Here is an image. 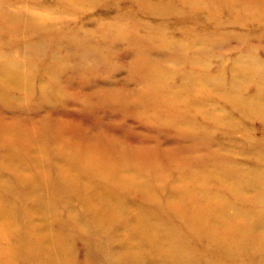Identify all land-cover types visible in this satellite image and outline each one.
<instances>
[{
    "label": "rangeland",
    "instance_id": "1",
    "mask_svg": "<svg viewBox=\"0 0 264 264\" xmlns=\"http://www.w3.org/2000/svg\"><path fill=\"white\" fill-rule=\"evenodd\" d=\"M256 3L235 9L208 2L192 7L189 0H0V16L7 10L11 17H21L14 25L8 18L6 28L0 22V64L16 59L15 67L30 74L27 92L11 85V94L0 89V180L10 183L16 223L24 221L31 174L40 187L45 179L55 180L59 154L65 153L63 179L79 178L77 186L65 184L60 193L45 189L40 194L44 201L60 197V206L49 216L60 219L74 249L64 264H128L131 255L137 263L176 264L165 253L172 245L141 228L142 212L162 228L177 231L181 250L195 264L225 257L220 264H261L264 243L252 242L259 247L251 254L237 253L238 244L222 246L203 232L191 234L173 210L188 203V177L200 180L190 188L197 200L207 190H226L214 170L218 165L264 171V108L257 110L264 98V0ZM250 56L258 61L259 74L255 81H243L249 73L241 71L238 61ZM227 85L238 86L246 105L241 110L227 99ZM226 119L232 121L229 126L222 124ZM11 143L27 167L3 165ZM75 152L106 156L111 169L103 170L116 167L123 179L136 169L143 174L133 185L110 183L101 173L105 171L70 160ZM33 157L42 159L46 174ZM85 182L87 189L107 186L101 192H108L118 207L104 208L98 196L82 201ZM139 183L145 189L153 186L154 202L145 200ZM243 187L237 191L243 196L241 206L257 207L256 191ZM126 217L136 223L125 225L121 219ZM0 228L3 264L21 231L7 232L3 222ZM90 246L97 258L92 263L84 258ZM224 248L235 255L224 254ZM29 256L32 262L17 257L14 264H44L47 254L30 251Z\"/></svg>",
    "mask_w": 264,
    "mask_h": 264
},
{
    "label": "bare ground",
    "instance_id": "2",
    "mask_svg": "<svg viewBox=\"0 0 264 264\" xmlns=\"http://www.w3.org/2000/svg\"><path fill=\"white\" fill-rule=\"evenodd\" d=\"M189 2L191 3L190 5L192 7H195V5L197 6L199 4H203V3L205 4L206 2H208L209 4H211L210 6L220 7L221 5H229L230 7H234L235 9L238 8L243 9L247 4L248 6L254 7V4H257L256 0H202L200 2H198L197 0H189ZM171 7L172 6H170V8ZM165 11L166 10H164V12ZM19 12L20 10H17V14H20ZM263 13L264 10L260 15H262ZM1 15L2 16H0V22L4 28L8 26L7 25L8 18H12L13 20L11 25H14V22L16 20L21 21L20 16L13 17L12 14L11 17V13L7 10L3 11ZM13 29H15V27H12V30ZM206 50L204 48V50L201 51V53L204 54ZM238 62L240 64L239 67L241 71L244 70L247 73H249V75H246L244 77L245 79H243V81L246 79L247 81L249 79L255 81L256 77L254 76L259 74L257 69L258 61L256 60V58L250 56L244 61L239 59ZM16 64H17L16 59L13 61V63L0 64V66L2 67V68L0 67V89L5 91L6 94H11L10 92H13L9 88V85L12 86L13 90L22 91V93H25L28 90V81L30 79L29 70H23L26 68L15 67ZM261 78L264 82V73L262 74ZM231 83L233 82L231 81ZM226 88H227L226 90H228L226 92V94L228 93L227 99L233 104V106L235 105V107L237 108L240 107V110L244 108L246 106L245 101H242L241 97L237 95L239 91L238 86L236 87L231 85L229 88L228 87ZM257 108H258L257 110H261L262 108H264V98H262V101ZM231 122H232L231 119L230 120L226 119L225 123L223 122L222 124L229 126ZM223 134L225 133L223 132ZM6 138L8 139L9 136H7ZM9 147H10L9 150H6L3 153V161H4L3 165H5L6 167L11 166L14 168V170H19L21 166L23 168L27 167L23 162H21L19 158L20 155L16 154L17 153L16 145L13 147V144L11 143ZM12 149H14L15 154H12L13 151ZM59 157H61V159L60 158L58 159L60 162L57 163L58 164L56 167L57 178H55V180L50 179L51 182L49 181L48 183V181L45 179L42 187H40L39 185L35 184L33 180L34 178L33 174H31L32 175V178H30L31 185L27 187L26 194H24L25 197L24 200L27 201V205H26L27 211L23 213L22 217L24 221L19 223V225L18 223H16V220L14 219L15 202H13L12 204V200H10V197L8 196L9 195L8 193L11 191L9 190L10 183L8 180H0V224L3 222V225L6 224L7 227H9V231L7 232H12V231L18 232V229L19 231H21L20 232L21 236L19 234L20 237L16 242L17 244L14 245L15 253L9 250L10 252L8 254L9 255L8 259L6 260V262H3V264H14V261L17 259V257L25 261V263H29L30 261L32 262V257L29 256L30 251L36 256L40 252L44 253L45 255L47 254V256H45V261H43L44 264L45 263L64 264L67 261V257L73 255L74 249L70 247V245L68 244V238L64 235L65 231L62 230V228L64 227L60 219H57V217L50 218L49 216V213L51 211H55L56 208L60 206L59 205L61 202L59 199L60 197H58L57 199L51 198L49 201L48 200L44 201L42 200L43 197L40 195L41 192H43L45 189L53 190L60 193L61 190L62 191L64 190L65 184L67 185L71 184L74 187L77 186L79 178L74 179L71 176L69 177L67 176L66 179H63L64 177L63 170L67 169L66 162L64 163L65 153H60ZM68 158L70 160L72 159L75 160V162H81L83 164L84 162H86L89 166H94L98 171H105L103 169H105L106 167H110L111 169V165L109 164V161L106 159V156L104 155L100 156L97 152L95 153V155H92L91 153L85 154L84 152L83 154L82 152L76 154L75 152L71 156H68ZM33 159L35 161V164L39 165L40 170L44 174H46L48 167H46L45 164L42 165L41 162L42 159H39L40 160L39 162L37 157H33L32 160ZM69 159H67V161ZM227 164H228L227 162L223 163L222 165H218L219 167L214 169L217 176L221 177L220 178L221 180H224L225 188H226L225 191L213 192L212 190H207L205 192L207 193V195L200 196L202 198L197 196V200L193 199V195H192L193 192L190 191V188L193 190L194 186L196 185V182L200 180H196V179L190 180L188 177V183L185 184L186 185L185 190H187L188 193V195L186 193L187 196L186 198L188 203L184 204V206L177 205V207L173 209L174 214L176 215V217L177 215L183 217L184 223L182 227L188 230L191 234L195 233V235H197L203 232V234H205L207 237L206 239L215 240V242H217L218 245L227 246L229 244H236V245L238 244L240 245V247L238 246L236 248L237 253L251 254V251H254L255 248L259 247V246L251 245L252 242H258L259 245L264 243V208L261 204L264 201V171L258 169L236 171L231 167H227L228 166ZM125 165L126 164H122L121 167ZM127 166L131 167L132 165H127ZM68 167L69 168L71 167L70 164H68ZM26 169H22V170H26ZM115 169L117 168L114 167L113 172L110 171H105V173L101 172L103 177H105V181L108 182L115 181L118 184H122L123 182H125L129 185L130 184L133 185L136 181L134 179H137L136 176L143 174L140 171L141 169H136V171L132 172L133 174L123 179L124 176L118 177L117 171H115ZM200 171L202 170H198L199 173ZM20 174L23 175V173ZM34 176L36 175L34 174ZM107 176L112 178L107 179L106 178ZM86 183L87 182H85V184ZM85 184L83 183L81 184L83 185L82 189L84 188ZM139 184L140 185L138 189L141 190L142 192L146 191L145 200L154 202L157 197L153 193V191H155L153 189V186L149 185L148 188L145 189L146 188V186L144 185L145 183L144 184L139 183ZM244 185H248V187L256 191L257 201H258V204L256 205L257 207H253L252 209L250 208L245 209L241 206L244 204L243 196L238 195L237 191L239 189L245 188L243 187ZM85 187L86 189L85 192L83 193L84 195L79 194V197L82 199V201H85L86 204L91 196L92 197L98 196L101 197V201L104 202L103 205L104 208L107 207L110 208V206H113V208L115 206L118 207L117 206L118 202H116V200L112 196H110L108 192L105 191L101 192L102 190L107 189V186L102 185V190L94 189L93 184L90 185L89 186L90 188L88 189H87V184ZM79 193L82 192L80 191ZM180 193L181 190L177 189L176 195L179 196ZM227 193L230 196L227 195ZM141 196L143 197V193ZM230 197H233L234 199L231 200ZM44 212L48 214H42V215L40 214ZM119 212L121 211H118V213ZM36 214L41 216L37 218L35 217ZM142 215H143L142 218L139 219V221L142 223L141 228L145 230V232L147 233L156 232L155 235L156 240L165 239L170 243V245H172L171 247H167L165 249L166 250L165 253L168 255L169 258H173L176 264H195L194 260L191 261V259L193 258L191 254L187 250H181L183 247H181L182 244L179 240V235L177 234V231L175 233L174 229L168 226L162 228L160 221H158L157 219L152 220L149 216L145 217L144 212H142ZM135 221L136 220L130 221V218L127 217L126 219H121V222H123L125 225L127 224L131 225ZM36 223H39L40 227H37L35 225ZM137 224L141 225L139 223ZM201 224H203V227L201 226ZM160 227L163 229L162 231L161 229L159 230ZM3 232L4 229L0 228V237L3 236ZM43 232L45 234L44 236H42ZM148 239L149 238L145 237V240L143 241L148 242ZM152 240L153 239L149 240V242ZM1 243L2 240H0V254H1V258H4L6 254L3 255L2 253V250L4 249L1 247ZM176 251H178V255L179 253H181V255L183 254L184 256H181V258L178 257V255L175 256L174 253ZM222 252L229 256H233L236 253L234 251H229L226 248H224ZM84 258L90 263H92L93 260L97 259L95 252H93L91 246L89 250L86 251ZM225 259L226 257L222 260L205 259L203 264H220L222 262H225ZM72 264H76V263L73 262ZM128 264H142V263H140V261H138L137 263L135 261V258H133V256L131 255V257H129L128 259ZM196 264L198 263L196 262ZM261 264H264V257H262L261 259Z\"/></svg>",
    "mask_w": 264,
    "mask_h": 264
}]
</instances>
